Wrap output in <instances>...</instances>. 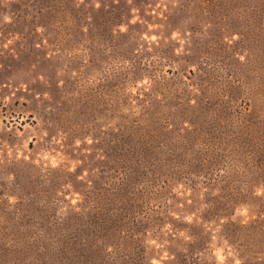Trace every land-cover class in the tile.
<instances>
[{
	"label": "rangeland",
	"instance_id": "obj_1",
	"mask_svg": "<svg viewBox=\"0 0 264 264\" xmlns=\"http://www.w3.org/2000/svg\"><path fill=\"white\" fill-rule=\"evenodd\" d=\"M256 10L216 0H0V264H61L43 229L59 226L95 181L121 183V164L106 154L121 152L125 117L150 163L182 169L185 182L164 175L150 221L105 231L112 236L85 252L75 243L65 263L264 264V226L252 212L208 201L223 164L242 158L234 139L248 146V119L264 109Z\"/></svg>",
	"mask_w": 264,
	"mask_h": 264
},
{
	"label": "trees",
	"instance_id": "obj_2",
	"mask_svg": "<svg viewBox=\"0 0 264 264\" xmlns=\"http://www.w3.org/2000/svg\"><path fill=\"white\" fill-rule=\"evenodd\" d=\"M238 1L257 7L255 13L264 15V0H216L227 3ZM59 3L62 5V1ZM61 11L64 12L63 9ZM259 111L264 109L253 111L251 119H248L250 127L256 131L249 136L250 144L243 146L238 137L234 139L242 158L235 159L232 156L229 164H223L227 167L224 168L225 174L221 177L220 193L216 199L211 198L208 201L210 205L212 204L211 208L220 210L237 206L247 208L255 216L251 221L260 222L261 226H264V112ZM133 124L127 117L124 118L121 152L107 148L106 155L109 161L121 164L123 169L121 183L114 180L104 182L103 179L95 181L94 190L84 191L81 194L82 201L74 209L71 208L59 217L61 218L59 226L53 230L44 227L43 230L55 238L61 264H68L65 261L71 253V246L75 243L80 244L81 250L85 252L83 246L93 243L97 246L99 244L97 238L112 236L111 233H104L105 231L121 229L144 220L150 221L148 209H151V201L167 190L166 185L164 187L160 185L164 192L158 187L154 188V185L165 184L164 175L168 180L185 182L182 169L177 170L170 164L166 166L156 157L152 159L157 161L153 160L150 163L152 154L149 145L142 138L136 145L130 136L129 131L135 129ZM137 131L134 130L138 137ZM240 165L242 168H239ZM233 173H236L235 177ZM96 230L100 233H95Z\"/></svg>",
	"mask_w": 264,
	"mask_h": 264
}]
</instances>
